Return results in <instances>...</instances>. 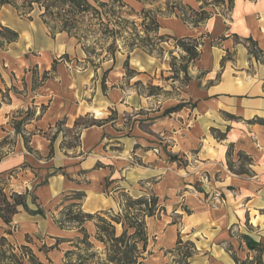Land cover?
I'll return each instance as SVG.
<instances>
[{"label":"crops","instance_id":"1","mask_svg":"<svg viewBox=\"0 0 264 264\" xmlns=\"http://www.w3.org/2000/svg\"><path fill=\"white\" fill-rule=\"evenodd\" d=\"M214 1H181L196 14L192 25L156 19L163 32L199 47L174 100L106 90L105 78L88 104L98 73L65 59L71 38L13 29L18 39L0 47V187L8 200L24 195L25 207L8 224L0 217V237L22 264H80L83 241L103 245L98 220L125 196L156 199L162 212L145 226L148 241L162 230L161 250L176 248L184 231L197 250L191 264H264V0ZM32 64L50 78L34 86ZM110 110L115 119L103 120ZM84 118L91 120L77 147H67L57 125L72 129ZM174 215L184 218L180 228Z\"/></svg>","mask_w":264,"mask_h":264},{"label":"rangeland","instance_id":"2","mask_svg":"<svg viewBox=\"0 0 264 264\" xmlns=\"http://www.w3.org/2000/svg\"><path fill=\"white\" fill-rule=\"evenodd\" d=\"M181 1L182 0H124L128 7L121 6V4L117 3L99 7L98 3L89 0L90 5L100 14L97 16L96 12L91 10L82 15L81 23L72 27L70 30V34L77 35L80 41L78 42L76 38L72 37L69 41L74 45V49L69 48L66 50L67 52H65L69 55L65 57V59L69 61L71 58L69 63L71 62L70 64L73 69L81 71L83 68H87L89 72L98 73V79H93V82L89 84L90 89L86 90V96L83 97L88 104L93 101V96H95L94 86L98 83L100 84L103 77L106 78V90L113 88V86L121 88L123 91H128L129 88H131L134 94L136 92L137 96H141L144 99L146 97L152 98L155 102L160 100L166 101L167 99L174 100L181 95V92L184 91V86L190 79L189 68L194 59L190 54L185 52L184 49L193 47L197 53L199 48L198 43L191 39L177 40L170 34L157 28L155 24L151 23V20L145 19V21H143L140 14L141 9L144 8L143 10L151 12L156 19H161L162 25H164L162 19L171 20L174 18L180 19L183 23L188 25H192L194 13L184 9ZM207 1H210V3L215 2L214 0ZM98 2L107 3L108 0H100ZM19 3L21 7L22 2ZM41 4L45 5L43 3ZM21 10L23 9L21 8ZM16 12L17 11L9 6L1 8L0 26L14 32L16 31L13 29H20V32H24L25 30L31 32L41 28L52 36V32L59 31L62 28L63 19H65L62 17V13L57 15V11L53 9L44 11V8L40 7L39 4L34 5V10L28 14L29 16L19 15V13ZM44 12L45 17L42 19L47 26L43 24L39 17L40 14ZM18 19L23 21L20 22L21 27L17 25L19 24ZM22 23L24 26H22ZM58 34L60 33H55L53 39L57 38L59 40L60 37H62V40H68L66 38V33L61 36ZM17 35L19 37L18 33ZM6 44L7 43H2L0 45V47H2L1 49H4ZM76 49H78V56L76 55ZM28 56L37 55L34 54V52H29ZM112 57H114V59ZM127 57H129L128 66L124 68ZM30 70L32 71V80L35 82L34 86L44 83L51 76L50 74L48 77V73L38 70V65L32 64ZM117 74L118 76H116ZM120 74H122V76ZM130 77L133 78L131 81L129 80ZM189 105L191 104L189 103ZM137 112L140 115H145L143 109H139ZM115 117V113L110 110L108 111L107 118L103 120L111 121L115 119ZM125 118L129 119V114H126ZM90 120L91 118L77 120V127H73L72 129H65L61 125H57V129L64 132L67 136V139L64 141L67 147H77L79 128L90 123ZM142 128L145 129V126L142 125ZM153 151L158 153V149L156 148L153 149ZM173 158L174 156H170V159ZM213 196L219 198L216 193L213 194ZM128 199L130 198L125 196L122 205L131 203ZM184 214L183 217L185 218L186 213ZM125 215L122 209L119 208L116 213L112 211L108 216H105V219H108V222H110L111 216H119L121 219L124 218L125 220ZM70 217H77V215H70ZM63 219V217L60 218L61 221ZM183 219L177 215L172 216V222L179 228ZM140 221L145 224V218H141ZM99 223L98 227L100 229L102 224L101 222ZM150 227L152 231V226ZM116 228H118V230L115 234L117 236L121 235V226L117 225ZM161 234L162 230L156 231L155 234L150 233L147 243L148 247L141 255L140 250L134 249L130 239L126 244L122 243L121 246L117 245L120 249L119 252H116L113 248L111 241L109 242L108 249L103 243L104 246L100 244L98 250L94 248L90 249L91 244L89 245V243L83 241L84 245L82 244L81 246L82 253L79 254L81 255L80 264H113L107 260L108 256L115 257L119 261L122 260L123 264H127L128 261H142V264H181V259L184 255L197 253L193 238L189 241L184 231L178 233L182 242L179 248L178 246H176V248L174 246L167 251H164V249L161 250L159 246ZM104 235L105 237L107 236L106 233ZM143 237L144 234L138 238ZM192 260L194 261V257L190 256L188 262L191 264ZM257 264H259V262H257Z\"/></svg>","mask_w":264,"mask_h":264},{"label":"trees","instance_id":"3","mask_svg":"<svg viewBox=\"0 0 264 264\" xmlns=\"http://www.w3.org/2000/svg\"><path fill=\"white\" fill-rule=\"evenodd\" d=\"M93 1L98 3L99 7H105L108 5H113L115 3L121 4V6L123 5V6L128 7V5L124 2V0H108L107 3L98 2L100 0H93ZM19 2H22L21 7L19 6L20 4ZM41 3L45 5H42ZM35 4L37 5L39 4L40 7H43L44 11H50V9L56 10L57 15L62 13V17L65 18L63 19L62 28L59 31L52 32V37L54 36L55 33L65 32L68 35V37L70 38L74 37L78 40V42L80 41V38L77 35H71L70 30L72 27L77 26V24L81 23L82 21L81 17L83 14L91 10L92 11L94 10V8L90 5L89 0H0V7L3 5H10L19 13V15H27V16H29L28 14L34 10ZM21 8L23 10H21ZM94 11L96 12L97 16H99L100 13L97 10H94ZM140 14H141L143 21H145V19L147 20L149 19L151 20L152 24H155L157 28H159L158 23L156 21V17H154L151 12L142 10ZM39 17L42 20L43 24L46 25V23L42 19L45 17V12L40 14ZM204 17H205V13L201 12L200 16L198 17L197 22L204 19ZM17 38H18V35L16 32L8 28L0 26V45L2 43L13 42L17 40ZM184 50L185 52L190 54L192 58H195L197 56V53L195 52V48L193 47L190 49L185 48ZM112 58L114 59V57ZM128 61H129V57H127L124 63V68H127ZM104 79L105 77H103V80H102L103 82H104ZM9 198L10 200L7 199L5 194L2 192V188L0 187V217L2 218L3 222L6 224L11 222L13 215H15L17 212L18 206L25 207L24 195L12 193ZM128 201H130L131 203H127V205L120 206V209H122V212L126 214L124 216L125 220L124 218L121 219L119 216H116V217L111 216L112 222L122 226L121 235L117 236L115 234L116 233L115 227L114 225H112L111 222H108L105 219H99V222H101L102 227H100V229L98 227L99 229L98 238L100 239L102 243H104L107 249L109 247V242L111 241L112 242L111 245L116 250V252H119L120 250L119 247H117V245L121 246L122 243L126 244L127 241L130 239L134 246V249L140 250V255H141L142 253L146 251V248L148 245L147 244L148 237L146 233V226L144 223L140 221V219L158 215L159 213L162 212V208H160L157 205L156 199L152 197L151 198L143 197V198H139L136 200H133L130 198L128 199ZM84 218H90V216H84ZM105 233L107 234L106 237L104 235ZM143 234H144L143 238H138ZM181 244L182 242L179 240L177 242L178 248L181 246ZM247 245L251 249L256 247L255 243H253L250 240L247 241ZM12 250L13 248L8 243V241L4 237H0V262L3 260H11V261H14L15 264H22V259H18L16 255L12 252ZM22 251L24 252V254L28 253V249L26 247L25 248L23 247ZM190 256L191 254L184 255V257L181 259V264H190L188 262V258ZM107 260L113 264H123L122 260L119 261L115 257L108 256ZM236 262L237 264H239L237 260ZM129 263L138 264L139 262L128 261L127 264Z\"/></svg>","mask_w":264,"mask_h":264}]
</instances>
